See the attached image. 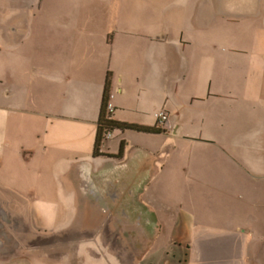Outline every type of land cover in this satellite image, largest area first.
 I'll return each instance as SVG.
<instances>
[{"label":"crops","instance_id":"crops-1","mask_svg":"<svg viewBox=\"0 0 264 264\" xmlns=\"http://www.w3.org/2000/svg\"><path fill=\"white\" fill-rule=\"evenodd\" d=\"M106 82L113 120L154 132L94 156ZM48 155L110 203L87 232L56 201L26 222L0 201V264H264V0H0V197L56 195ZM180 157L181 211L160 215L146 197L169 195L155 178Z\"/></svg>","mask_w":264,"mask_h":264},{"label":"rangeland","instance_id":"rangeland-1","mask_svg":"<svg viewBox=\"0 0 264 264\" xmlns=\"http://www.w3.org/2000/svg\"><path fill=\"white\" fill-rule=\"evenodd\" d=\"M132 133H136V132H132ZM113 135L114 133L110 134V136L105 141V143H107V141L111 139ZM132 135H134L132 137H137L135 140H133V144L135 142L137 144H142L139 146L146 145V146H150V148H153V146H157L156 145L157 143L152 142L153 138L147 135H144V134H132ZM160 154L161 153L157 152L156 156L159 157ZM72 159L73 157L70 159L68 157H65L64 155H57L56 157L48 155L47 163H45L44 165L47 171L48 170L50 171L52 169V165L50 161H56L59 163L57 165L59 169L57 171V174L59 175L60 172L62 171L63 177H64L62 180L54 181L55 184L58 186L57 189L55 190L56 195L53 193V190L51 189L48 194L42 195L41 197L37 196L35 197V199H34V196H27V197H20V198L1 196L0 201L7 203V204H11L15 198L18 199V201L15 203V206L17 205L18 207L16 208L21 210L20 214L22 216V219H20V221L24 220L25 222L29 219L38 220V217L40 216V213L37 212V209L35 207L36 198L38 199L45 198V199H49L52 201H56L59 203V207H58L59 212L58 213L56 212V219L58 220V224L68 222L72 225L73 223H76L77 225H81L82 228L84 226L83 230L88 232L89 228L86 227V224L92 221V215H91L92 213H90V211L95 207L97 208V205L98 207L100 206L105 207V205H109L110 201L104 197L103 192H101L102 190H99L97 194L92 195L91 190L98 189V187L96 186H93V187L89 186V188H86V186L83 185V187L78 188V186L76 185L77 181L74 179H70V174H67V171L69 170L71 166L75 167L74 165H72L74 162L72 161ZM153 159L155 160V158ZM115 164H117V162H115ZM157 167H162V166L157 165ZM25 168H28L29 170L33 171L34 164H27L22 167L24 171H26ZM80 170L81 172L85 171V167H81ZM18 171H19V167H18ZM120 171H123L122 167L116 166L113 168L112 166H107L104 168L103 173H105V175L109 173L111 174V176L113 175L115 176ZM146 174H147V171L142 173V175H146ZM66 175H68V178L66 177ZM54 182L47 180L46 183H47V186H49V185L54 184ZM154 183H158L161 189V192H164L165 191L164 189L168 188L166 192H168L169 195H161V196L154 197V196H150V193H149V195H147L146 197V203L157 207L159 209L160 215L163 213V209H162L163 206L175 207L176 210L181 211L182 204H183L182 190L179 186V184L182 183L181 157L180 159L174 162L172 159H170V164L166 166L165 170L163 168L160 169L159 173L157 174L155 178ZM166 183L173 184L174 186L166 187L164 186V184ZM78 192L81 193V195H78L77 194ZM130 197L131 196H122L121 200L124 203L127 200L129 201ZM221 199L222 197L219 198L220 200L219 203L221 202ZM231 202L233 204H242L241 200H232ZM83 204H90L91 206L89 207V209H84L88 206H85ZM81 206L83 207V209H81ZM53 215L54 213H48L47 217L53 218ZM9 217H11V219L13 220L18 219L17 217H14V218L12 216H9ZM6 218L7 217L4 214L0 213V219L2 220L10 219V218L6 219ZM96 220L98 221V217H96ZM82 228H78L77 230H82ZM49 232H52V230ZM35 236L36 235H34L33 233L30 234L32 242H38V238H36ZM51 236H47V238L51 239L52 238Z\"/></svg>","mask_w":264,"mask_h":264},{"label":"trees","instance_id":"trees-1","mask_svg":"<svg viewBox=\"0 0 264 264\" xmlns=\"http://www.w3.org/2000/svg\"><path fill=\"white\" fill-rule=\"evenodd\" d=\"M109 82H106L105 89H104V96L102 107L100 111V117L97 125V133L96 139L94 143V156L100 155V150H102L105 146V141L108 139L110 134H113L116 131H123V130H135L138 132H154L152 129L143 128L137 125H130L125 124L122 122H116L113 120V114L106 110V103L108 94L110 92ZM109 157L111 155H108Z\"/></svg>","mask_w":264,"mask_h":264},{"label":"built area","instance_id":"built-area-1","mask_svg":"<svg viewBox=\"0 0 264 264\" xmlns=\"http://www.w3.org/2000/svg\"><path fill=\"white\" fill-rule=\"evenodd\" d=\"M111 98H113V95L108 94L106 110L110 113H112L114 110L113 104L110 102ZM154 118L158 125H163L167 119V114L164 111H159L154 115Z\"/></svg>","mask_w":264,"mask_h":264},{"label":"flooded vegetation","instance_id":"flooded-vegetation-1","mask_svg":"<svg viewBox=\"0 0 264 264\" xmlns=\"http://www.w3.org/2000/svg\"><path fill=\"white\" fill-rule=\"evenodd\" d=\"M108 174V173H107ZM133 203H134V201H133Z\"/></svg>","mask_w":264,"mask_h":264}]
</instances>
